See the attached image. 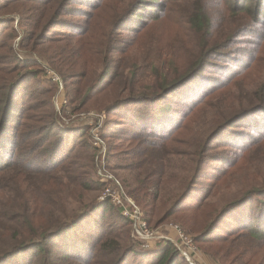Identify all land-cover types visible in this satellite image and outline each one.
<instances>
[{
    "label": "trees",
    "instance_id": "1",
    "mask_svg": "<svg viewBox=\"0 0 264 264\" xmlns=\"http://www.w3.org/2000/svg\"><path fill=\"white\" fill-rule=\"evenodd\" d=\"M3 4L27 23L23 44L77 47L56 68L68 105L119 109L139 169L128 195L150 228L177 222L213 264H264V0ZM173 12L166 49L149 42ZM12 21L0 15V264H189L172 241H134L99 199L108 185L86 128L57 121L53 91L11 50Z\"/></svg>",
    "mask_w": 264,
    "mask_h": 264
},
{
    "label": "rangeland",
    "instance_id": "2",
    "mask_svg": "<svg viewBox=\"0 0 264 264\" xmlns=\"http://www.w3.org/2000/svg\"><path fill=\"white\" fill-rule=\"evenodd\" d=\"M13 2H17L19 0H12ZM128 0H123V2H127ZM165 1V0H164ZM9 3V1L7 2ZM5 3V4H7ZM3 4L0 7V15L3 18H7L12 21V25L16 31V37L12 41L11 50L13 53L18 57L19 61L27 63L29 62L31 65L30 68L36 69L39 74V79L44 81V88L50 89L52 92L51 94V102L50 108L55 111L57 121L63 126L62 128L66 129L67 127H85L87 132V139L89 143L95 147V164L97 167V173L99 174L100 178L104 180L108 185L106 188L109 190H103L101 193L100 199L101 201L104 199H110L111 203L116 206L120 213L130 220V237L138 242L144 248L145 246L156 244L157 241L162 240L163 237H169L178 245V248H183L182 239L179 238L178 231L175 227L179 224L175 221L168 222L165 226L158 227V228H150L147 224L146 220L144 219V212L141 209L142 202L138 203L134 201V199L128 195V191L130 189L135 188L138 186L137 184V175L139 173V169H136V162L129 154L130 148L133 144V140L123 138L120 134L121 128H116L117 125L120 126L119 123L120 116L117 115L119 109L115 110H105L104 108H84L82 110H77L73 106V104L68 105L66 99V90L64 87V78H62L60 72L56 69L62 61V57L66 59V61L70 59L79 60V53L77 52V47L74 46H66L65 48L62 46L63 43L59 44H47L43 47H36L31 48L27 43L23 44V38L25 36V29L28 27L27 23H24L23 28L19 26V17L17 13L14 12H6L2 10ZM6 8H12L7 6ZM114 8L111 7L109 10L104 11L106 16L111 15L113 13ZM98 12V9H95L93 13ZM92 13V14H93ZM91 14V16H92ZM149 20H152L149 19ZM83 21V20H82ZM178 23V19L176 13L169 14L168 19H164L163 17L159 20H155L154 23H151L147 29L143 32V35L149 42L157 41L159 44L165 47L167 42H160V38H166L172 36L176 32L175 25ZM26 24V25H25ZM107 23H103L102 26V33L101 36L107 30ZM5 40V39H4ZM2 40L1 42H5ZM175 44L172 43V49ZM10 65H16L14 62L15 60H10ZM76 69H80V66H76ZM10 70V68L7 69ZM212 73H216L212 71ZM44 96V95H43ZM77 112V113H76ZM93 128H97V131H94ZM95 132L101 135V139L104 142V149L102 147H98L94 141ZM103 133L107 134V142L112 144V157L109 158L108 163L105 160V153L107 150V143L105 137H102ZM96 137V136H95ZM119 137V138H118ZM98 150V152H97ZM123 150L125 154L121 157L119 156V152ZM117 156V157H116ZM114 157V158H113ZM131 166L128 167V164L131 162ZM115 193L113 196L110 194ZM99 197V198H100ZM116 200V201H115ZM119 202V203H118ZM136 206L139 210L141 218L146 222L147 227L151 230L154 235L158 238L156 242H154V238H151L150 235L147 236L148 242L146 240L140 239L134 230L135 222L132 219L134 207L132 204ZM127 213H126V212ZM124 213V214H123ZM172 233V235H170ZM183 235L188 239L192 238V235L186 234L183 232ZM146 236V233L144 234ZM180 239V240H179ZM194 242V240H193ZM196 247L199 250V256L190 258V261L193 260L195 264H213L210 260L204 259V254L202 252L201 246L196 244ZM187 260V259H186ZM190 263V262H189ZM227 264V263H222Z\"/></svg>",
    "mask_w": 264,
    "mask_h": 264
},
{
    "label": "built area",
    "instance_id": "3",
    "mask_svg": "<svg viewBox=\"0 0 264 264\" xmlns=\"http://www.w3.org/2000/svg\"><path fill=\"white\" fill-rule=\"evenodd\" d=\"M93 130L94 131H97V128H93ZM95 136H94L93 143H95L96 145H98V147H102V149H104V142L101 139V135L98 134V132H97V134L95 132ZM105 190H108V189L105 188ZM114 194L115 193H112V194H110V196H113ZM99 199H102V197H100ZM131 204L134 207L132 219L135 222V226H134L135 227L134 228L135 234L140 239L146 240V242H148L147 236L150 235L151 238H154V240H155L154 242H156L157 239H160V238H158L156 235H154V233L151 230H149V228L147 227L146 222L141 218V215L139 213V210L136 208V206L133 205V203H131ZM175 227H176V229L178 231L177 233L179 235V238L182 239L183 248L182 249L180 247L178 248V245L176 243H174V244L179 249L180 253L187 259V261L190 262L189 264H195L193 260L190 261V258H193L194 259V257H198L199 256V253L200 252H199L198 248L196 247V245L194 244V242H193V240L191 238L188 239L187 237H185L183 235V232L181 231V229L178 226L175 225ZM145 233H146V236H144ZM162 240H168V241L174 242L169 237H163ZM145 247L149 248L150 245L145 246Z\"/></svg>",
    "mask_w": 264,
    "mask_h": 264
},
{
    "label": "crops",
    "instance_id": "4",
    "mask_svg": "<svg viewBox=\"0 0 264 264\" xmlns=\"http://www.w3.org/2000/svg\"><path fill=\"white\" fill-rule=\"evenodd\" d=\"M170 235H172V233H170ZM157 246H158V243L157 244H153L151 247H153V248H157ZM204 259L206 260L207 258H206V256L204 255ZM208 260V259H207Z\"/></svg>",
    "mask_w": 264,
    "mask_h": 264
}]
</instances>
